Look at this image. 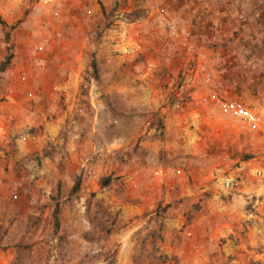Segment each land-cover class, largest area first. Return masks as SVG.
Wrapping results in <instances>:
<instances>
[{
	"label": "rangeland",
	"instance_id": "374dc122",
	"mask_svg": "<svg viewBox=\"0 0 264 264\" xmlns=\"http://www.w3.org/2000/svg\"><path fill=\"white\" fill-rule=\"evenodd\" d=\"M97 3L99 10L91 16L82 18L74 6L63 18L66 23L56 22L57 27L65 26L58 43L67 54L59 56L84 59L73 80L74 93L56 91V98L40 110L41 123L33 127L26 123L13 135L10 129L11 144L0 148V264H264V172L254 171L255 195L237 190L238 177L218 176L238 167L242 159L250 160L254 168L264 167V128L249 131L238 126L237 118L225 127L205 128L203 112L195 118V133L213 130L225 137L224 146H219L218 137L206 141L211 154L202 159L182 153L180 144L166 143L168 137L181 140V129H164L165 110H152L143 102L148 100L144 85L134 80L135 91L130 94L106 93L107 74L121 72L125 64L119 63L120 58H112V64L106 57V28L113 18L108 7L116 4ZM4 17L0 29L23 25L20 19ZM46 17L40 14L38 20ZM14 32H3V41L7 43ZM81 37H85L82 47ZM57 44H51L48 54L56 52ZM3 48L6 55L0 70L11 65L16 77L20 67L10 64L9 58L17 56L12 46ZM229 60L214 59L215 74L232 69L229 92L250 110L260 112L262 107L264 112V58H233V68ZM49 67L59 68L58 62ZM42 71L37 70L40 81L52 84L54 78L47 73L49 78L43 77ZM61 77H55L54 83L66 79ZM172 98L165 94L155 101L180 119L188 101L186 96L178 102ZM65 105L69 109L62 115ZM54 119L59 122L57 133L45 140L43 122ZM14 138L21 139L24 151L15 152ZM203 142L197 146L206 145ZM208 163L222 168L209 174L207 183L212 187L203 191L195 187L189 193L186 186L197 184ZM159 168L167 174L163 184L155 185L151 179ZM102 176L110 178L105 186L100 185ZM76 179L78 187L71 192Z\"/></svg>",
	"mask_w": 264,
	"mask_h": 264
},
{
	"label": "crops",
	"instance_id": "0c3cea01",
	"mask_svg": "<svg viewBox=\"0 0 264 264\" xmlns=\"http://www.w3.org/2000/svg\"><path fill=\"white\" fill-rule=\"evenodd\" d=\"M55 1L58 0H0V20H5L4 16L9 19L15 17L14 21L20 19L23 23L19 29L16 26L11 28L7 25L0 29V61L6 55L3 47L9 45L12 46L14 55L17 56V58H9L11 59L10 64L15 63L20 67V73L16 77L11 70V65H5L4 69L0 70V148L6 143L11 144V139L8 136L10 129H12L11 135H13L14 132L21 131V127L26 123L27 127L41 123L43 113L40 116V110L52 97L56 98V91L64 95L74 93L73 80L78 77L77 71L83 68L84 59L76 58L72 54L68 58L59 56L67 54V51L62 52L59 48L61 45L58 43V40L62 41L59 37H62V30L65 26L58 25L57 27L56 22L66 23L63 18L71 11V7L75 6L81 11L82 18H86L99 10V5L97 0H61L58 5ZM106 1L107 4L110 2L116 4L108 7L112 10L113 18L106 28L108 37L106 57L112 64H115V59L112 58H120L119 63L125 64L121 72L115 69L107 74L106 93L120 90L123 94H130L131 91H135L131 84L136 80L139 86L144 85L143 92L145 96H148V100L144 99L143 102H148V107L152 110H165L163 112L165 116L164 129H181L182 136L178 131L181 140L176 135L177 141L174 142L173 138L168 137L166 143L182 145V153L190 154L191 157H196V155L197 158L202 157V159L210 157L211 146L205 142L212 140L213 137H218L219 146H224L226 140L223 142V139L225 137H221L219 133L214 134L213 130L206 129L200 130L196 134L198 120L195 118L202 116L205 112L207 120L204 119L202 122L205 128L208 127V124L210 127L214 125L220 128L225 127L231 123L232 118H235L228 113L218 112L209 100L210 94L214 93L244 105L234 92H229L232 89L228 84L234 82L232 76L234 71L224 68L223 70L226 69L227 72H221L219 76L216 75L213 60L223 61V59L229 58L233 68V58H264V0ZM133 4L136 5L133 6ZM159 8L166 19L177 28L181 39L172 35L165 23L159 19ZM100 9L106 11L104 7ZM40 14L48 17H46V21L38 20ZM33 24L38 26H34L36 28L32 29ZM8 29L11 32L15 30V34L10 33L7 44L3 41L1 34ZM44 29L45 32H43ZM65 31L67 30L65 29ZM84 40L85 37H81V47L84 46ZM50 43L53 45L58 43L57 50L53 55L48 54L50 53ZM189 46L195 49L194 55L189 53ZM38 47L41 48V51L38 50ZM25 48L29 49L27 55L23 53ZM82 52L80 50V53ZM58 56L60 58H57ZM30 61L33 67H30ZM56 62H58L59 68L52 70L49 67L50 63ZM202 64L209 69L208 83L203 81V74L199 70ZM32 69L36 70L35 73L31 72ZM46 69L48 70L46 71ZM37 70H45L41 72L43 77L49 78V75L54 78L53 83L40 81V72ZM58 76H62V79L66 77V79L54 83L57 79L55 77ZM27 83H31V86ZM169 91L171 92L169 93ZM165 94L173 95L175 100L173 98L172 100L176 102L186 96L185 100L188 101V106L186 111L181 114L180 119H176L173 113H171L172 116L168 115L167 107L157 105L156 96ZM196 104L199 106L198 108H196ZM67 109H69L68 105H65L62 115H65ZM258 109L260 112L251 107V110L260 118V127L264 128V112L262 107ZM12 118L15 121L8 128L7 125L10 124ZM237 119L239 120L238 126L244 125L247 130L252 131L243 121ZM58 123V119L43 122V139L53 138L59 128ZM261 130L262 128H259L258 131ZM202 140L206 145L198 147L197 143ZM12 141L18 148L16 153L24 151L25 145L22 144L21 139L14 138ZM24 153L14 155H23ZM254 165L250 160L242 159L238 167L225 173L226 175L218 176L238 177L237 183L240 184L236 187L237 190L242 193L252 191L251 193L255 195L258 193V189L255 190V185L258 186V183L254 171L264 172V167L254 168ZM205 166L197 184H190V188L186 186L189 193L195 187H200L201 191L210 189L212 185L207 183L209 174L213 170H222L220 167L214 168L215 165L209 163ZM174 171H178L176 174L179 173V169ZM166 174L162 169H156L151 180H154L155 185L163 184Z\"/></svg>",
	"mask_w": 264,
	"mask_h": 264
},
{
	"label": "built area",
	"instance_id": "2783aa9c",
	"mask_svg": "<svg viewBox=\"0 0 264 264\" xmlns=\"http://www.w3.org/2000/svg\"><path fill=\"white\" fill-rule=\"evenodd\" d=\"M159 19L162 20L168 31L178 37V39H181V34L177 30V28L172 25L168 19L164 16L162 13V10L159 8ZM38 50L41 51V48L38 47ZM188 51L191 55L195 54V49L191 46L188 47ZM199 70L203 74V81L208 83L209 82V69L206 68L203 64L199 67ZM209 100L211 103L221 112L228 113L229 115L239 118L242 120L247 126H249L251 129H258L260 127V118L259 116L250 110L248 107L244 106L241 102L231 100V99H225L217 94L211 93L209 96ZM178 172V171H176Z\"/></svg>",
	"mask_w": 264,
	"mask_h": 264
},
{
	"label": "trees",
	"instance_id": "16d2710c",
	"mask_svg": "<svg viewBox=\"0 0 264 264\" xmlns=\"http://www.w3.org/2000/svg\"><path fill=\"white\" fill-rule=\"evenodd\" d=\"M8 59V56H6L5 57V60L3 61V63H5V61ZM2 65H0V67H1ZM92 69H94V64L92 63ZM94 71V70H93ZM94 76H95V71H94V74H93ZM109 176H102L101 177V180H100V185L101 186H105V185H107L108 183H109ZM77 187H78V179H76L75 181H74V183H73V185H72V187L70 188V190H71V192H74V191H76V189H77Z\"/></svg>",
	"mask_w": 264,
	"mask_h": 264
}]
</instances>
